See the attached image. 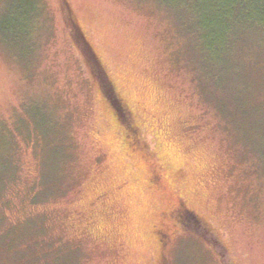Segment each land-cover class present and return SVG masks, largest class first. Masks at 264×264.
<instances>
[{"label": "rangeland", "instance_id": "obj_1", "mask_svg": "<svg viewBox=\"0 0 264 264\" xmlns=\"http://www.w3.org/2000/svg\"><path fill=\"white\" fill-rule=\"evenodd\" d=\"M0 264H264V0H0Z\"/></svg>", "mask_w": 264, "mask_h": 264}, {"label": "trees", "instance_id": "obj_2", "mask_svg": "<svg viewBox=\"0 0 264 264\" xmlns=\"http://www.w3.org/2000/svg\"><path fill=\"white\" fill-rule=\"evenodd\" d=\"M66 15L67 21L70 25L71 37L74 38L75 42L80 47L81 52H83L93 76L97 79L99 83L100 89L109 99L111 105L114 107V112L119 122L125 125L127 131L133 132L134 130L132 131L133 128L129 123L128 110H126V108L120 102V99L114 89V86L112 85L110 78L106 74V71L104 70L101 61L93 50L91 44L86 39L76 19L72 16V12L70 11V9L66 10ZM185 216L187 220L186 225L189 226L188 228H191L190 226L194 225L197 227L200 226L203 229V233H210V227L208 226V224L204 223L193 212H189ZM210 236L213 235L210 234Z\"/></svg>", "mask_w": 264, "mask_h": 264}, {"label": "flooded vegetation", "instance_id": "obj_3", "mask_svg": "<svg viewBox=\"0 0 264 264\" xmlns=\"http://www.w3.org/2000/svg\"><path fill=\"white\" fill-rule=\"evenodd\" d=\"M183 207H182V204H180L179 203V206L178 207H176V208H174L171 212H173L174 213V215H176V214H178L179 213V211H181V209H182ZM163 230H165L164 232H160L159 234H158V239H159V242L161 243V246H163V244L166 242V240L162 243V240H161V237L160 236H162V235H164L165 236V239H168L169 237V233H168V230L165 228H163Z\"/></svg>", "mask_w": 264, "mask_h": 264}]
</instances>
